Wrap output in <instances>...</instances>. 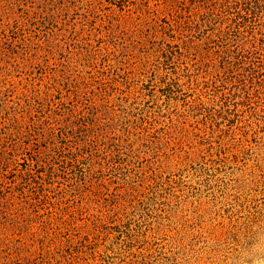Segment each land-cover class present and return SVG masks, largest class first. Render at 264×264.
<instances>
[{"label":"rangeland","instance_id":"1","mask_svg":"<svg viewBox=\"0 0 264 264\" xmlns=\"http://www.w3.org/2000/svg\"><path fill=\"white\" fill-rule=\"evenodd\" d=\"M0 264H264V0H0Z\"/></svg>","mask_w":264,"mask_h":264}]
</instances>
